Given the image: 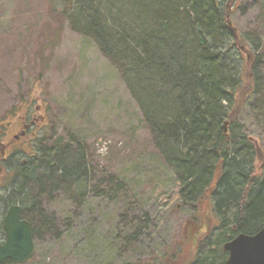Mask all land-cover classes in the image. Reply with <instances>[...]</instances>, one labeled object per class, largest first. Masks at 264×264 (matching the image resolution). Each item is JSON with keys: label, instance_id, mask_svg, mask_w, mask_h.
Segmentation results:
<instances>
[{"label": "rangeland", "instance_id": "374dc122", "mask_svg": "<svg viewBox=\"0 0 264 264\" xmlns=\"http://www.w3.org/2000/svg\"><path fill=\"white\" fill-rule=\"evenodd\" d=\"M55 15L48 0H0V197L10 195L16 166L35 153L44 132L84 137L100 176L109 179L84 198L63 185L53 193L34 185L25 214L36 248L23 264H160L186 233L194 208L179 195L174 168L151 145L124 65L93 35ZM230 22L243 63L251 65L258 52L262 74L235 130L264 148V0H238ZM10 142L12 152L3 155ZM178 256L171 264H181Z\"/></svg>", "mask_w": 264, "mask_h": 264}, {"label": "trees", "instance_id": "16d2710c", "mask_svg": "<svg viewBox=\"0 0 264 264\" xmlns=\"http://www.w3.org/2000/svg\"><path fill=\"white\" fill-rule=\"evenodd\" d=\"M237 2L48 0L52 15L65 16L74 30L93 35L104 52L124 65L151 145L174 168L179 195L194 208L182 231L186 233L160 264H171L177 255L183 257L181 264H199L203 244L211 245L221 235L209 252L225 254L226 264L224 244L240 233H255L264 224V148L235 130L262 78L258 52L251 65H245L236 46L230 7ZM36 147L16 166L10 195H3L24 212L35 200L34 185L51 193L63 185L84 198L108 183L84 137L74 134L67 139L44 132ZM116 183L121 187L124 181ZM223 206L232 209L233 217L219 212ZM206 227L208 235L201 234ZM188 244L194 245V252L186 250ZM209 264L221 263L216 258Z\"/></svg>", "mask_w": 264, "mask_h": 264}, {"label": "water", "instance_id": "95a60500", "mask_svg": "<svg viewBox=\"0 0 264 264\" xmlns=\"http://www.w3.org/2000/svg\"><path fill=\"white\" fill-rule=\"evenodd\" d=\"M230 26L236 32L231 23ZM227 125L225 122V132ZM21 211L20 205H13L7 213L5 221L7 240L0 246V264L6 259H11L15 263H25L35 252L33 230L28 220L20 219ZM224 249L229 253L226 264H264V228L253 234H238L224 245Z\"/></svg>", "mask_w": 264, "mask_h": 264}, {"label": "flooded vegetation", "instance_id": "af4514ba", "mask_svg": "<svg viewBox=\"0 0 264 264\" xmlns=\"http://www.w3.org/2000/svg\"><path fill=\"white\" fill-rule=\"evenodd\" d=\"M12 148H13L12 142H10L9 144H5L2 148L3 155L10 154L13 150ZM13 205H18V203L8 202L6 199L4 200L3 197H0V246L4 245L7 240V232L5 231V221H6L7 213ZM20 219L28 220L33 230V225L31 223V220L25 214L23 209L20 213ZM1 264H17V263L13 262L11 259H6Z\"/></svg>", "mask_w": 264, "mask_h": 264}, {"label": "bare ground", "instance_id": "6f19581e", "mask_svg": "<svg viewBox=\"0 0 264 264\" xmlns=\"http://www.w3.org/2000/svg\"><path fill=\"white\" fill-rule=\"evenodd\" d=\"M229 210V211H228ZM230 210H232V209H229L228 207H220L219 208V212L221 213V214H223V215H227V212L229 213V218L230 217H233L232 215H230V213L232 212H230ZM225 220L229 223V219H228V217H225ZM264 228V224H262V225H258V230L259 229H263ZM223 236L221 235V236H218L217 238H215L214 239V243L213 244H218L219 242H220V238H222ZM229 241H231V240H229ZM228 241V242H229ZM227 243V242H226ZM225 243V244H226ZM224 244V245H225ZM217 258V263H223V260H224V258L226 259V255L225 254H222V255H218V254H213L212 252L210 253L209 251H205L204 252V255H203V257H202V259H201V261H200V263L199 264H209L210 263V261H215V259ZM228 258V257H227Z\"/></svg>", "mask_w": 264, "mask_h": 264}]
</instances>
